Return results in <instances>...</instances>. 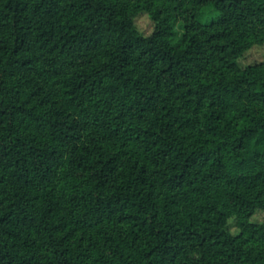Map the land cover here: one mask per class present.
Masks as SVG:
<instances>
[{"label":"trees","instance_id":"16d2710c","mask_svg":"<svg viewBox=\"0 0 264 264\" xmlns=\"http://www.w3.org/2000/svg\"><path fill=\"white\" fill-rule=\"evenodd\" d=\"M263 43L264 0H0V264H264Z\"/></svg>","mask_w":264,"mask_h":264},{"label":"rangeland","instance_id":"374dc122","mask_svg":"<svg viewBox=\"0 0 264 264\" xmlns=\"http://www.w3.org/2000/svg\"><path fill=\"white\" fill-rule=\"evenodd\" d=\"M136 25L140 31L145 34L151 33L153 29V22L147 13H141L136 17ZM183 33L182 22L178 21L175 24V35L174 42L178 41ZM264 59V43L263 44H255L240 57V62L242 65L252 64L255 62H259ZM252 221H263L264 220V211L257 210L254 215L251 217ZM229 227L232 232L238 231V226H236L234 222V218L229 219Z\"/></svg>","mask_w":264,"mask_h":264}]
</instances>
